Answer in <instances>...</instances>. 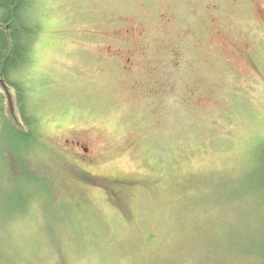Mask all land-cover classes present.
Returning a JSON list of instances; mask_svg holds the SVG:
<instances>
[{
	"label": "rangeland",
	"instance_id": "374dc122",
	"mask_svg": "<svg viewBox=\"0 0 264 264\" xmlns=\"http://www.w3.org/2000/svg\"><path fill=\"white\" fill-rule=\"evenodd\" d=\"M30 4L40 140L0 118V264H264V0Z\"/></svg>",
	"mask_w": 264,
	"mask_h": 264
},
{
	"label": "trees",
	"instance_id": "16d2710c",
	"mask_svg": "<svg viewBox=\"0 0 264 264\" xmlns=\"http://www.w3.org/2000/svg\"><path fill=\"white\" fill-rule=\"evenodd\" d=\"M30 6V0H0V83L3 88L4 85H10L15 89L22 123L15 124L9 119H3L1 95L0 118L16 132L22 146L27 143L37 144L40 138V119L33 111L27 95L30 85L20 76L22 70L32 65V46L40 30L39 24L29 22L27 18ZM258 159L257 174L264 182V142L260 145ZM33 197L31 201L24 198L22 201L27 204L24 203L21 208H27L35 200Z\"/></svg>",
	"mask_w": 264,
	"mask_h": 264
},
{
	"label": "flooded vegetation",
	"instance_id": "af4514ba",
	"mask_svg": "<svg viewBox=\"0 0 264 264\" xmlns=\"http://www.w3.org/2000/svg\"><path fill=\"white\" fill-rule=\"evenodd\" d=\"M235 3L241 0H233ZM264 12V9H260ZM261 29L264 28V18L260 17L259 25ZM65 148L69 149V153L75 159L76 162H84L86 164L92 163L93 155L90 153L89 148L86 145L84 139L79 137H72L64 140ZM71 150V151H70Z\"/></svg>",
	"mask_w": 264,
	"mask_h": 264
}]
</instances>
